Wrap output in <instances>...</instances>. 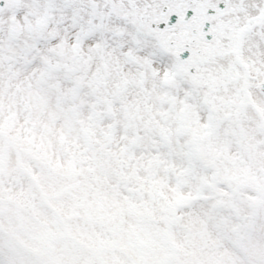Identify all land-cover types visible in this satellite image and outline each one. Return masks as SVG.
Segmentation results:
<instances>
[{
	"label": "snow or ice",
	"instance_id": "obj_1",
	"mask_svg": "<svg viewBox=\"0 0 264 264\" xmlns=\"http://www.w3.org/2000/svg\"><path fill=\"white\" fill-rule=\"evenodd\" d=\"M0 264H264V0H0Z\"/></svg>",
	"mask_w": 264,
	"mask_h": 264
}]
</instances>
